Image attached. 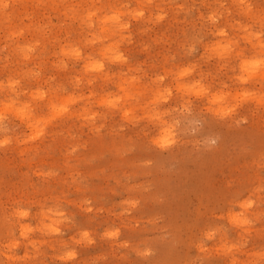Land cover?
<instances>
[{
  "label": "rangeland",
  "instance_id": "374dc122",
  "mask_svg": "<svg viewBox=\"0 0 264 264\" xmlns=\"http://www.w3.org/2000/svg\"><path fill=\"white\" fill-rule=\"evenodd\" d=\"M118 11L121 65L93 40ZM258 37L264 0H0V264H264Z\"/></svg>",
  "mask_w": 264,
  "mask_h": 264
},
{
  "label": "bare ground",
  "instance_id": "6f19581e",
  "mask_svg": "<svg viewBox=\"0 0 264 264\" xmlns=\"http://www.w3.org/2000/svg\"><path fill=\"white\" fill-rule=\"evenodd\" d=\"M99 9H104L106 8V5L100 6V7H96ZM122 17V13L120 11L116 12L112 17L106 19V20H100L99 24H100V28L102 29L100 32L95 33L93 35V40H96L98 42V48H95L96 50H102L103 49V53H104V57H107L108 54H112L111 60L116 61L118 63H120V65L122 64L121 61L123 60V55L121 54V49L119 48V45L115 42L111 43L109 46H106V43L111 40L114 36L113 32H118L121 36L123 37V33L126 30V24L124 23L121 19ZM96 23V12H91L89 13L88 17H87V21L86 24L89 26V28L93 27ZM217 28V26H214V30ZM93 29V28H92ZM250 39V38H248ZM250 42L252 43V40L250 39ZM92 45H94V42L92 43ZM251 49H254L256 52L259 53H263L264 55V40L260 39L259 37L257 38V41L250 45ZM213 52V50H211ZM82 49L78 48L76 50H74V57L76 60H80V62L82 61ZM235 56H240L239 53H237ZM244 56V55H242ZM241 56V57H242ZM85 62V61H83ZM85 68H89L91 73H92V78L97 79V78H103L105 76L109 75L110 72V67L107 66L105 68V64L104 63H100V64H96V65H88L87 62H85L84 65ZM110 69L109 71H106L107 69ZM240 73L242 74L240 77H237L236 79L243 82V83H251V82H256V83H264V63H254L251 64L249 63V60H244L243 62H241L240 65ZM106 71V72H105ZM255 83V84H256ZM117 84V83H116ZM122 82H118V86L121 87L122 86ZM128 89V88H125ZM123 89V90H125ZM179 92L183 93L185 91H187L188 93L194 89V84L189 85V86H185L184 84H180L179 85ZM126 93V92H125ZM159 94V93H158ZM132 94L130 92L126 93L125 96L127 98H129ZM201 95V94H199ZM155 96H157V93L155 94ZM240 94H236L235 98L239 97ZM232 95L231 94H226L223 96H220L218 98H216L214 96L213 98V102L216 103V105L218 106V108L215 110L218 115H224L227 116L230 114V112H228L229 109L225 108V104L231 99ZM132 98V97H131ZM130 99V98H129ZM126 100V99H125ZM128 100V99H127ZM116 101V100H115ZM156 101H158V99H156ZM218 101L222 102L223 104H218ZM130 102V101H129ZM203 101H200V104L196 107V110H199L201 105H202ZM258 104H264V101L262 99H258ZM99 105H113V101L109 102L108 98L103 97L99 102ZM90 114V110L88 108L85 109L84 115H89ZM164 112L162 111H158L154 113V117L156 123L155 126L158 127V124L162 121V116H163ZM71 115H73V113H71ZM17 117H19L21 119V121L30 128H39L40 127V121L34 122V116L31 115H27V112H21V115H16ZM198 119L197 114L195 113H187L184 116V120H185V124L187 126H189V124H192V128L196 129L195 123ZM19 121V120H18ZM206 124V121L205 123ZM209 123H207L208 125ZM211 125V124H209ZM165 130L164 133H168L169 132V127L167 124L164 125ZM9 128L8 125H3L0 126V132L6 131ZM229 213V212H228ZM238 215L234 216L235 221L237 223H241L242 226L243 225H248L249 222V218L247 217V214H245L244 218H242L241 216L239 218H237ZM231 217V215L229 216ZM26 237V236H24Z\"/></svg>",
  "mask_w": 264,
  "mask_h": 264
}]
</instances>
